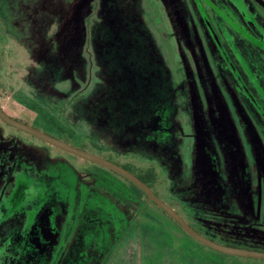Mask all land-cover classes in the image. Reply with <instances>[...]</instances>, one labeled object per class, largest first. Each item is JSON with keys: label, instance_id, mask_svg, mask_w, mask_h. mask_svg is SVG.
Listing matches in <instances>:
<instances>
[{"label": "rangeland", "instance_id": "rangeland-1", "mask_svg": "<svg viewBox=\"0 0 264 264\" xmlns=\"http://www.w3.org/2000/svg\"><path fill=\"white\" fill-rule=\"evenodd\" d=\"M0 106L151 166L193 228L264 251V0H0ZM230 256L120 175L0 120V264H264Z\"/></svg>", "mask_w": 264, "mask_h": 264}, {"label": "water", "instance_id": "water-1", "mask_svg": "<svg viewBox=\"0 0 264 264\" xmlns=\"http://www.w3.org/2000/svg\"><path fill=\"white\" fill-rule=\"evenodd\" d=\"M0 120L8 126H11L15 129L32 135L58 149L66 151L82 159L96 163L120 175L132 185H134L136 188H138L148 200H150L156 207H158L169 218H171L188 236H190L196 242L200 243L202 246L225 255L249 257L253 259H264V251L262 250L222 244L204 236L195 228H193L187 221H185L184 218L177 211H175L171 206H169L160 197H158L157 194L145 182H143L134 173L124 168L120 164H117L94 153L78 148L68 142L60 140L46 132H43L19 119H16L5 113L1 106Z\"/></svg>", "mask_w": 264, "mask_h": 264}, {"label": "trees", "instance_id": "trees-1", "mask_svg": "<svg viewBox=\"0 0 264 264\" xmlns=\"http://www.w3.org/2000/svg\"><path fill=\"white\" fill-rule=\"evenodd\" d=\"M63 141H66V139H63ZM67 142V141H66ZM109 157V156H108ZM111 158V157H109ZM108 158V159H109ZM120 164L121 166H123L124 168L128 169L129 171H131L132 173H134L139 179H141L143 182H145L152 190H154V181H155V172H154V169L149 166V167H146V168H138V167H134L133 165L131 164H122V163H118ZM121 177V176H120ZM122 179H124L123 177H121ZM125 181H127L126 179H124ZM128 182V181H127ZM130 183V182H128ZM26 194V186L24 183L22 182H19V183H16L11 195H10V201L12 202V205H17L20 201H22L23 197L25 196ZM145 199H147L145 197ZM172 220V219H171ZM173 221V220H172ZM174 222V221H173ZM175 223V222H174ZM176 224V223H175ZM177 225V224H176ZM178 226V225H177ZM179 227V226H178ZM180 228V227H179ZM181 229V228H180ZM182 230V229H181ZM199 232V231H198ZM202 234V233H201ZM206 236V235H204ZM207 237V236H206ZM210 238V237H208ZM213 239V238H211ZM219 243H222V244H227V245H231V246H237V247H244V248H250V249H256L254 247H250V246H246V245H239V244H236V243H231L230 241H219L217 239H213ZM209 251L217 254V255H220V256H228V255H225V254H221V253H218V252H215V251H212L209 249ZM232 257V256H230ZM233 257H236V256H233ZM236 258H240L239 256L236 257ZM232 264H238V263H232Z\"/></svg>", "mask_w": 264, "mask_h": 264}, {"label": "flooded vegetation", "instance_id": "flooded-vegetation-1", "mask_svg": "<svg viewBox=\"0 0 264 264\" xmlns=\"http://www.w3.org/2000/svg\"><path fill=\"white\" fill-rule=\"evenodd\" d=\"M4 123V122H3ZM26 123V122H25ZM28 124V123H27ZM59 139V138H58ZM61 140V139H60ZM134 186V185H133Z\"/></svg>", "mask_w": 264, "mask_h": 264}]
</instances>
